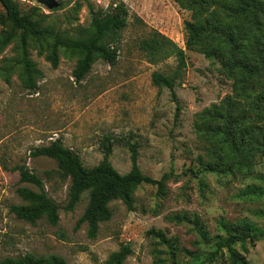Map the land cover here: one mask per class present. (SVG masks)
<instances>
[{"label": "rangeland", "instance_id": "obj_1", "mask_svg": "<svg viewBox=\"0 0 264 264\" xmlns=\"http://www.w3.org/2000/svg\"><path fill=\"white\" fill-rule=\"evenodd\" d=\"M14 1L22 15L64 42L80 36L89 25L90 11L105 9L112 2L125 6L127 25L119 33L116 63L96 59L79 82L72 76L77 57L71 51L59 48L54 69L45 59V43L39 54L38 46L29 40L27 58L39 73L36 89L30 90L22 70L20 30L8 22L0 24V33L11 36L0 51V261L32 254L55 255L67 264H104L120 244H129L132 253L123 264H198L215 251L213 237L224 236L220 221L246 220L264 230V198L240 195L249 185L264 187L259 179L264 176V153L256 154L251 173L220 175L204 166L211 160V152L196 133L198 115L218 106L232 89L215 60L185 49L183 23L190 12L173 0ZM0 15L4 16L1 7ZM151 29L185 51V67L175 75L174 96L166 88L155 87L151 75L173 76L175 59L151 64L138 48ZM104 137L112 140L108 160L118 173L129 171L126 142H135L141 173L156 181L165 176V180L163 193L158 185H139L132 193V210L120 200L112 201L111 218L100 223L97 236L90 239L85 223L76 228L87 193L73 210H65L69 181L55 172L54 160L32 157L30 152L60 140L85 168H91L102 159ZM18 165L37 175L58 205L55 226L45 218L27 223L9 212L10 205L23 204L16 194L18 187L36 190L19 183L18 172L10 170ZM198 228L207 233L209 241L200 238ZM150 230L162 231L166 242L148 234ZM234 247L248 264H264V239ZM206 264H229L226 250Z\"/></svg>", "mask_w": 264, "mask_h": 264}, {"label": "trees", "instance_id": "obj_2", "mask_svg": "<svg viewBox=\"0 0 264 264\" xmlns=\"http://www.w3.org/2000/svg\"><path fill=\"white\" fill-rule=\"evenodd\" d=\"M173 1L180 9L190 12L189 20L183 23L185 49L215 60L220 65V72L231 81L232 94L225 96L218 106L212 105L203 110L198 115L200 122L195 124L198 137L210 146L211 160L204 166L208 171L220 175L242 171L251 173L256 154L264 153V0ZM0 7L4 11V16L0 15V24L8 22L14 29L20 30L22 70L25 87L30 90L36 89L35 77L39 73L27 58L26 44L29 40L38 46L39 54L43 49L40 46L45 43V59L54 69L58 66L59 48L65 47L71 51L77 57L72 71L76 82L83 80L98 58L110 65L116 63L119 33L127 25V10L121 2H112L105 9L90 11L89 25L81 30L77 39L66 42L59 39L58 35L52 37L48 30L38 28L37 22L21 14L14 0H0ZM10 40V34L1 31L0 51ZM138 48L151 64L175 59L176 72L173 76L158 72L151 75L155 87L159 90L166 88L174 96L175 75L185 67V51L153 29L140 40ZM4 77L8 82L7 72ZM126 145L130 169L125 174L118 173L108 160L112 151V140L109 137H104L101 143L102 159L91 168H85L79 157L64 147L60 140L36 147L30 152L32 157L44 156L54 160L55 172L61 179L69 181L65 210H73L81 195L87 193V204L76 228L85 223L90 239L97 236L100 223L111 218L109 204L112 201L120 200L128 210H132V193L143 183L158 185V190L163 193L165 176L158 181L144 176L138 167V145L135 142H126ZM10 170L18 172L20 184H30L36 190L18 187L16 194L23 204L10 205L9 212L27 223L45 218L55 226L59 207L47 195L41 179L25 165L11 167ZM259 179L264 184V176ZM240 195L245 199L253 196L264 198V187L249 185ZM262 215L264 217V211ZM219 228L224 236L213 237L215 251L209 254L207 260L198 264L213 262L217 253L223 249L226 250L229 264H248L246 258L235 249V244L264 239V230L246 220L233 224L220 221ZM197 230L203 241H209L202 228ZM148 234L161 243L166 242L162 231L150 230ZM131 253L129 244H120L116 251L109 254L104 264H123ZM0 264L67 263L55 255L24 254L15 258L8 257L0 261Z\"/></svg>", "mask_w": 264, "mask_h": 264}]
</instances>
